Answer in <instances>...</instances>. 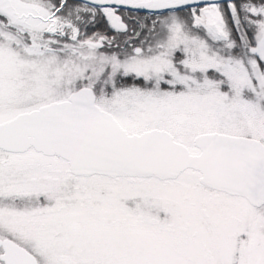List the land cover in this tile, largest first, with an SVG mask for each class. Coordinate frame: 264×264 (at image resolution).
<instances>
[{"label": "snow or ice", "instance_id": "obj_1", "mask_svg": "<svg viewBox=\"0 0 264 264\" xmlns=\"http://www.w3.org/2000/svg\"><path fill=\"white\" fill-rule=\"evenodd\" d=\"M0 264H264V0H0Z\"/></svg>", "mask_w": 264, "mask_h": 264}, {"label": "flooded vegetation", "instance_id": "obj_2", "mask_svg": "<svg viewBox=\"0 0 264 264\" xmlns=\"http://www.w3.org/2000/svg\"><path fill=\"white\" fill-rule=\"evenodd\" d=\"M101 27H103V26H101Z\"/></svg>", "mask_w": 264, "mask_h": 264}, {"label": "rangeland", "instance_id": "obj_3", "mask_svg": "<svg viewBox=\"0 0 264 264\" xmlns=\"http://www.w3.org/2000/svg\"><path fill=\"white\" fill-rule=\"evenodd\" d=\"M102 28V27H101Z\"/></svg>", "mask_w": 264, "mask_h": 264}]
</instances>
